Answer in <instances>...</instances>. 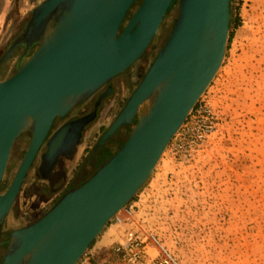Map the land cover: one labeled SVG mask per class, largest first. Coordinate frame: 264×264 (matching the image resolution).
<instances>
[{
    "label": "water",
    "instance_id": "water-1",
    "mask_svg": "<svg viewBox=\"0 0 264 264\" xmlns=\"http://www.w3.org/2000/svg\"><path fill=\"white\" fill-rule=\"evenodd\" d=\"M135 1L43 0L0 60L2 65L18 46H25V58L15 73L0 81V186L15 141L25 132L31 134L10 185L0 193V224L54 119L66 117L133 66L174 0H142L121 28ZM229 23L230 0H179V15L167 42L97 145L130 126L126 141L41 218L11 232L0 264H77L82 259L137 195L210 86L225 56ZM85 124L86 118L59 129L48 140L42 162L53 166L65 154L64 147L70 153ZM71 133L75 138L67 143Z\"/></svg>",
    "mask_w": 264,
    "mask_h": 264
},
{
    "label": "rangeland",
    "instance_id": "rangeland-1",
    "mask_svg": "<svg viewBox=\"0 0 264 264\" xmlns=\"http://www.w3.org/2000/svg\"><path fill=\"white\" fill-rule=\"evenodd\" d=\"M42 1L0 0V45L8 44L15 20L29 21ZM141 2H134L126 22ZM178 15L179 0H174L142 58L113 79L114 94L87 128L72 161L65 163L61 186L43 182L35 171L38 162L34 164L0 225V241L41 218L67 191L64 185L86 181L126 141L128 126L97 145L167 42ZM12 61L1 68V78L14 74ZM27 146L25 136L15 141L0 193L11 183ZM129 207L135 215L133 228L109 222L108 230L115 226L113 239L120 241L129 231L153 237L158 244L148 242L143 264H156L162 249L177 264H264V0H230L222 65L134 201L119 215L124 217ZM94 244L81 260L91 257ZM119 244L103 253L101 264H124L115 253ZM6 250L0 248V260Z\"/></svg>",
    "mask_w": 264,
    "mask_h": 264
},
{
    "label": "flooded vegetation",
    "instance_id": "flooded-vegetation-1",
    "mask_svg": "<svg viewBox=\"0 0 264 264\" xmlns=\"http://www.w3.org/2000/svg\"><path fill=\"white\" fill-rule=\"evenodd\" d=\"M127 22L124 21V23H123L121 28H123L127 24ZM27 23H28V21L23 24L22 20H20V19L15 20V22L13 23V26H12V29H13L14 32H13V35H12L11 39L9 40L8 44H6V42H4L3 44L0 45V52L2 50V53L0 54V60L4 56L5 52L7 50H9L10 46L15 42V40L21 35V33L23 32V29H24V27L26 26ZM35 48H36V45L32 46L28 50L27 56H29L33 52V50ZM24 58H25V46L24 45H20V46H18L15 49L13 55L5 63L0 65V75L3 74V72H1L2 71L1 68L5 64L9 63L12 60H14V61H12V67L14 68V73H15L17 66L23 61ZM127 71H128V69L125 71V73ZM10 77H8V78H10ZM116 77H114V78H116ZM8 78H4V77L1 78L0 77V81L8 79ZM113 79L110 81L109 84H105L101 88H99L90 99L84 101L80 105H78L75 108H73L71 110V112L66 117H64V118H55L54 119V121H53V123L51 125V128H50V130L48 132V135H47L43 145L41 146L40 151H39V153H38V155H37L32 167H31V169H32L34 164L36 162H38V166L36 167L35 171H36V173L39 176L42 177V181L48 183L49 186H52V187L53 186H58L57 188H59L61 186V181L63 180V177H64L65 163H68V162L72 161V158L75 156V153L77 152V149L80 147V145L82 143V140H83V137H84V135H85V133L87 131V128L89 126H91L92 124H94V122L97 120L98 116L100 115V112L103 109V106H104L105 102L114 94L115 88H114V86L112 84ZM127 100H126V102H127ZM126 102H125V104H126ZM125 104H123L121 106L120 110L116 114L117 116L119 115V113L121 112V110L123 109ZM84 118H86V124H85V126H84V128H83V130L81 132V136L79 137L78 142L75 144V147L73 148V150L69 153L67 151L66 147H64L65 154H62L61 156H59V158L57 159V161L55 162V164L53 166H50L47 163H43L41 158H42V156L45 154V152L47 150V145L46 144H47L48 140L51 137H53L54 134L59 129H61L63 126H65V125H67L69 123H75V122H77V121H79L81 119H84ZM128 127L130 129V126H128ZM122 128L123 127H121L119 130H117L114 135H116ZM22 136H25V139L28 140V145H29V142H30V139H31V134L29 132H25V133L21 134L19 136V138H21ZM74 138H75L74 133H71L69 135V137L67 138V143H69V141H72ZM65 142H66V140H65ZM67 143L66 144L64 143V146H67ZM27 148H28V146H27ZM81 183H83V182H81ZM81 183H79V184H81ZM75 186L71 185L70 182H69V183H67L66 185L63 186V190L66 191V190H68L70 188H73ZM0 189H1V186H0ZM57 190H59V189H57ZM7 241L8 240L0 241V248L7 247Z\"/></svg>",
    "mask_w": 264,
    "mask_h": 264
},
{
    "label": "built area",
    "instance_id": "built-area-1",
    "mask_svg": "<svg viewBox=\"0 0 264 264\" xmlns=\"http://www.w3.org/2000/svg\"><path fill=\"white\" fill-rule=\"evenodd\" d=\"M132 213V208H127L124 211V217L119 215V213L112 218L110 222L115 225H122L127 222ZM157 241L150 236L143 233L131 232L129 231L122 243H120L115 248V253L121 258L124 264H143L147 256L146 249L148 242ZM158 244V243H157ZM156 264H177L174 258L169 255L164 249H162V256L156 261Z\"/></svg>",
    "mask_w": 264,
    "mask_h": 264
},
{
    "label": "crops",
    "instance_id": "crops-1",
    "mask_svg": "<svg viewBox=\"0 0 264 264\" xmlns=\"http://www.w3.org/2000/svg\"><path fill=\"white\" fill-rule=\"evenodd\" d=\"M134 201V200H133ZM132 201V202H133ZM135 203H133L132 207H135ZM131 208V207H129ZM134 212V211H133ZM131 213V217L130 219L127 221V223H124L122 226L124 229H132L133 226L135 225V221L133 223V220H135V215L134 213ZM111 228L108 230V225L102 230V232L99 234V236L97 237V239L95 240V244L93 245L91 252H90V256L87 259H83L80 260V262L78 264H101L103 263V258L102 255L103 253L113 245L114 242L119 241V243L122 242V240L120 241V239L118 237H115L113 239V235H112V228H115V226L111 225ZM104 230H106V232H104Z\"/></svg>",
    "mask_w": 264,
    "mask_h": 264
},
{
    "label": "trees",
    "instance_id": "trees-1",
    "mask_svg": "<svg viewBox=\"0 0 264 264\" xmlns=\"http://www.w3.org/2000/svg\"><path fill=\"white\" fill-rule=\"evenodd\" d=\"M134 199H135V197L133 198V200H134ZM133 200H132V201H133Z\"/></svg>",
    "mask_w": 264,
    "mask_h": 264
},
{
    "label": "bare ground",
    "instance_id": "bare-ground-1",
    "mask_svg": "<svg viewBox=\"0 0 264 264\" xmlns=\"http://www.w3.org/2000/svg\"><path fill=\"white\" fill-rule=\"evenodd\" d=\"M33 165V164H32ZM120 213V212H119Z\"/></svg>",
    "mask_w": 264,
    "mask_h": 264
}]
</instances>
